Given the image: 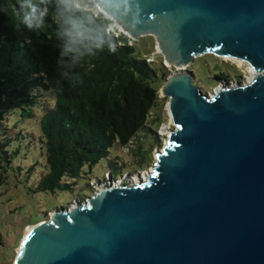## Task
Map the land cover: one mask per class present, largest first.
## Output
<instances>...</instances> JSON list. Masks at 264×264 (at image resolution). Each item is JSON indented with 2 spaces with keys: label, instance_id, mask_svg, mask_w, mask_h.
<instances>
[{
  "label": "water",
  "instance_id": "95a60500",
  "mask_svg": "<svg viewBox=\"0 0 264 264\" xmlns=\"http://www.w3.org/2000/svg\"><path fill=\"white\" fill-rule=\"evenodd\" d=\"M91 2L174 68L160 91L174 129L144 181L112 180L54 210L13 264H264V0ZM205 54L259 74L209 96L187 70Z\"/></svg>",
  "mask_w": 264,
  "mask_h": 264
},
{
  "label": "trees",
  "instance_id": "16d2710c",
  "mask_svg": "<svg viewBox=\"0 0 264 264\" xmlns=\"http://www.w3.org/2000/svg\"><path fill=\"white\" fill-rule=\"evenodd\" d=\"M69 18L82 38L67 34ZM110 24L62 0H0V168L17 152V139L3 133L7 116L31 119L37 109L46 164L37 191L72 192L103 159L120 175L110 150L128 148L157 103L156 70L126 37L108 33ZM39 89L53 93L51 107L36 108Z\"/></svg>",
  "mask_w": 264,
  "mask_h": 264
},
{
  "label": "rangeland",
  "instance_id": "374dc122",
  "mask_svg": "<svg viewBox=\"0 0 264 264\" xmlns=\"http://www.w3.org/2000/svg\"><path fill=\"white\" fill-rule=\"evenodd\" d=\"M78 8L94 15L100 14L91 0H80ZM126 38L128 45L135 47L138 56L156 70L153 86L158 89V100L150 111L145 128L132 139L128 148L113 147L110 150L109 162L116 163L118 168L122 167L120 175L112 171V177L107 160L103 159L91 169L87 177L78 180L72 192L57 191L51 194L37 191L40 176L46 173L44 148L38 141L36 125L39 111L36 113L37 109L34 108L35 116L31 119L20 118L18 112H12L3 123V133L17 139L10 149L12 151L15 148L17 152L11 164H4V169L0 168V264H13L26 228L47 220L54 210L69 208L74 201L82 204L87 197L112 180L124 179L127 182L137 176L143 177L153 166L155 152L161 150L166 132L174 129L167 107L168 99L160 94L164 80L174 72V68L163 65L162 56L152 37H141L136 41ZM239 62L205 54L194 58L187 70L192 73L200 91L212 96L219 84L249 82L247 65ZM162 71L166 73L165 78L161 76ZM221 74L226 75L227 79L217 81L215 76ZM50 93L39 89L36 108L51 107L54 96ZM139 160L145 162L143 167L137 165ZM108 173L110 180L107 178Z\"/></svg>",
  "mask_w": 264,
  "mask_h": 264
},
{
  "label": "clouds",
  "instance_id": "9594fccd",
  "mask_svg": "<svg viewBox=\"0 0 264 264\" xmlns=\"http://www.w3.org/2000/svg\"><path fill=\"white\" fill-rule=\"evenodd\" d=\"M62 2L68 7H79L80 0H62ZM67 23L70 25L68 30L69 36L83 37V32L81 31V26L74 20L69 18Z\"/></svg>",
  "mask_w": 264,
  "mask_h": 264
},
{
  "label": "bare ground",
  "instance_id": "6f19581e",
  "mask_svg": "<svg viewBox=\"0 0 264 264\" xmlns=\"http://www.w3.org/2000/svg\"><path fill=\"white\" fill-rule=\"evenodd\" d=\"M240 63V62H239ZM241 64V63H240ZM247 73L249 74V79H248V81L250 82V81H252L253 80V78H255L259 73H256V72H254L253 70H251L248 66H247ZM165 129V128H164ZM163 129V130H164ZM167 130V129H166ZM170 130H168V132H169ZM168 132H166L167 134H168ZM149 172L147 171V173L146 174H148ZM143 175V177H141V176H137V178H134V179H130V182L132 183V184H134V183H137V182H142V181H144L145 180V178H146V176L147 175ZM34 226V225H33ZM33 226H28L27 228H26V230H25V232H24V236L33 228Z\"/></svg>",
  "mask_w": 264,
  "mask_h": 264
},
{
  "label": "built area",
  "instance_id": "2783aa9c",
  "mask_svg": "<svg viewBox=\"0 0 264 264\" xmlns=\"http://www.w3.org/2000/svg\"><path fill=\"white\" fill-rule=\"evenodd\" d=\"M107 32L108 33H111V34H113L115 37H117L120 33L119 32H117V30L115 29V27L112 25V23L110 24V25H108V27H107ZM117 33H119V34H117Z\"/></svg>",
  "mask_w": 264,
  "mask_h": 264
}]
</instances>
